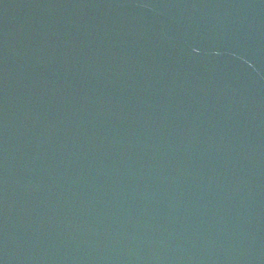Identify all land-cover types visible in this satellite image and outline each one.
Returning <instances> with one entry per match:
<instances>
[{
    "label": "water",
    "instance_id": "1",
    "mask_svg": "<svg viewBox=\"0 0 264 264\" xmlns=\"http://www.w3.org/2000/svg\"><path fill=\"white\" fill-rule=\"evenodd\" d=\"M0 264H264V0H0Z\"/></svg>",
    "mask_w": 264,
    "mask_h": 264
}]
</instances>
